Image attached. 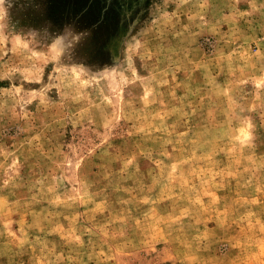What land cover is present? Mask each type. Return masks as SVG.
I'll return each mask as SVG.
<instances>
[{
	"label": "rangeland",
	"instance_id": "rangeland-1",
	"mask_svg": "<svg viewBox=\"0 0 264 264\" xmlns=\"http://www.w3.org/2000/svg\"><path fill=\"white\" fill-rule=\"evenodd\" d=\"M0 264H264V0H0Z\"/></svg>",
	"mask_w": 264,
	"mask_h": 264
}]
</instances>
